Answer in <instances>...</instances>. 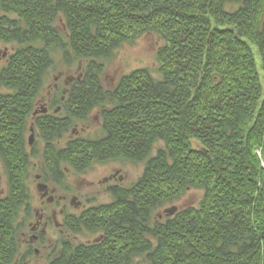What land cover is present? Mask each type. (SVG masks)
<instances>
[{
    "label": "trees",
    "instance_id": "obj_1",
    "mask_svg": "<svg viewBox=\"0 0 264 264\" xmlns=\"http://www.w3.org/2000/svg\"><path fill=\"white\" fill-rule=\"evenodd\" d=\"M149 33L162 40L157 76L144 67L106 86L115 50ZM0 42L13 49L0 62V264L44 244L27 236L38 175L69 191L68 168L118 160L143 174L65 216L70 234L102 237L58 242L48 264H264V0H0ZM58 52L84 74L54 89L64 115L34 116ZM95 110L101 134L61 145ZM32 126L42 150L27 142ZM191 189L197 206L154 216Z\"/></svg>",
    "mask_w": 264,
    "mask_h": 264
},
{
    "label": "rangeland",
    "instance_id": "obj_2",
    "mask_svg": "<svg viewBox=\"0 0 264 264\" xmlns=\"http://www.w3.org/2000/svg\"><path fill=\"white\" fill-rule=\"evenodd\" d=\"M162 40L158 35L149 33L142 37L137 38L131 44H125L124 46L115 50L114 57L105 63V71L101 75L102 81L106 86H114L118 79L124 75L139 68H149L155 76H157L158 62L156 59V53L161 46ZM13 49L11 44H4L0 42V62L3 63L7 57L12 53ZM256 53V59L259 66V72L264 78V71L261 67V61L257 53V49L254 48ZM56 65L50 70L46 80V88L43 91V97L39 99L36 107V111L41 110L43 106L48 108V113H55L58 111L59 115H64L63 106L58 104L57 106H51V96L54 93V89L59 90V95L68 90L69 86L76 80H80L84 74L80 62H77L73 66L66 65L58 52L55 55ZM64 98H62L63 100ZM35 111V112H36ZM34 112V113H35ZM37 114H42L41 112ZM36 114V115H37ZM35 116V115H34ZM102 123L100 115L97 110L93 111L86 122H78L74 128L61 140V145H65L66 141L75 136L82 137H96L101 134ZM30 132L27 134V142L29 146H32L36 142L39 149H43L45 142L37 134L34 129L35 140L30 145L29 137ZM144 163H131L122 161H107L104 163H95L86 173L77 172L72 168H68L67 187L71 188L66 191L60 186L51 185L45 182L40 175L36 177L32 184V195L34 197V209L37 215L33 219V225L39 221V216L43 213H51L56 211L57 220L59 223H63V215L59 213L60 205L58 204L60 196H65V201L62 204L66 205V213H79L81 208L76 209L75 204H70V200L73 198L75 201L90 200L87 204V209L90 206L96 204L107 203L111 200L109 188L113 186H128L129 184L138 180L144 171ZM36 173V172H35ZM0 174L3 178L2 189H0V197L4 196L7 191V179L3 171L2 163L0 160ZM113 177L112 179H109ZM39 184H46L48 195L46 197H53V201L45 202L46 197H42L44 191L39 189ZM203 191L200 189L188 190L183 197L173 204H168L154 212V216L158 219H164L168 212L167 210L176 207L180 210L189 206H197L201 200ZM78 196V199L75 197ZM83 196H85L83 198ZM48 200V199H47ZM57 202V203H56ZM32 233H28L27 236H32ZM99 234H92L91 232L84 231L81 234H70L68 231L61 232L58 227H50L47 229L44 244L35 243V250L38 254L32 253L27 261L29 264H48V257L50 254L56 253V245L58 242L69 239L76 242L90 243L97 241ZM35 242V241H34ZM39 244V245H37ZM134 264H149L143 257L136 259Z\"/></svg>",
    "mask_w": 264,
    "mask_h": 264
},
{
    "label": "flooded vegetation",
    "instance_id": "obj_3",
    "mask_svg": "<svg viewBox=\"0 0 264 264\" xmlns=\"http://www.w3.org/2000/svg\"><path fill=\"white\" fill-rule=\"evenodd\" d=\"M113 177H110L109 179H112ZM3 178L1 177V174H0V189H2V183H3ZM85 196H83L84 198ZM74 198V197H73ZM71 199L70 200V204H75V208L76 209H79L81 208V210L79 211L78 214H81L84 210L87 209V204L90 203V200L88 199H85L86 201L83 200L80 201H75L74 202V199ZM76 199H78V196L75 197ZM48 197L45 198V202H48ZM66 197L65 196H60V200L58 202V204L60 205V210H59V213L61 215H63V223H59L58 220H57V213L56 211H53L51 213H43L39 216V221H37L35 223V225H32V232H33V238L31 240V242L33 243L34 241L35 242H40L41 240L44 241L45 239V236H46V232H47V229L50 228V227H58L59 230L61 232H64V231H67L66 228H65V216H66V205L62 204V201L64 200L65 201ZM57 203V202H56ZM79 207V208H78ZM91 207V206H90ZM77 214V213H76ZM37 215V213H36ZM102 234H99V238L97 239V241L100 239V237ZM34 253L35 254H38V251L34 249ZM51 255V254H50ZM25 264H29V263H25Z\"/></svg>",
    "mask_w": 264,
    "mask_h": 264
},
{
    "label": "water",
    "instance_id": "obj_4",
    "mask_svg": "<svg viewBox=\"0 0 264 264\" xmlns=\"http://www.w3.org/2000/svg\"><path fill=\"white\" fill-rule=\"evenodd\" d=\"M47 111H48V108H47L46 106H43L42 109L39 110V112H41V113H47ZM39 112H38V110H37V111L34 113V115H36V114L39 113ZM34 140H35L34 127L32 126V127H31V135H30V137H29L30 145L33 144ZM38 187H39V189H40L41 191H44V193L42 194V197H46V196L48 195V190H47L48 188H47V185H46V184H39ZM48 201H53V197H52V196L49 197V198H48ZM176 210H177L176 207H172V208L168 209L167 212L170 213V214H173Z\"/></svg>",
    "mask_w": 264,
    "mask_h": 264
}]
</instances>
